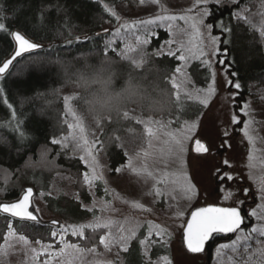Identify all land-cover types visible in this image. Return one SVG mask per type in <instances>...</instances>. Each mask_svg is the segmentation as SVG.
I'll return each instance as SVG.
<instances>
[{"label": "trees", "instance_id": "1", "mask_svg": "<svg viewBox=\"0 0 264 264\" xmlns=\"http://www.w3.org/2000/svg\"><path fill=\"white\" fill-rule=\"evenodd\" d=\"M256 0L211 4L207 23L218 37L217 57L223 60L235 89V103L243 105L264 93V44L256 29L235 20L239 5ZM132 0H0V65L14 52L11 32L17 30L42 48L20 59L5 77H0V200L17 199L24 186L41 193L45 209L67 224H80L95 216L83 207L92 202L85 183L86 168L81 161L53 144L67 132L63 118L62 90L74 91V106L88 121L97 123L100 140L111 175L123 166L126 156L118 144L120 137L139 133L142 128L131 115L168 120L174 127L200 116L203 107L195 102L178 100L171 77L178 67L172 56H158L157 50L167 40L158 31L150 39L145 57L139 61L108 50L106 35H95L107 24H115L109 8L130 4ZM116 44V50L119 49ZM189 73L199 88L210 81L209 70L199 63ZM233 73H236L234 76ZM11 105V107H9ZM21 132L25 135L21 137ZM59 190L48 195L53 183ZM104 186L97 182L94 194L104 198ZM105 198H107L105 196ZM9 223L17 235L41 244L54 242L56 230L17 222L0 216V246L5 242ZM247 227L244 229H248ZM103 229L85 230V238L67 237L66 241L90 250L101 247ZM232 238V237H231ZM215 238L211 248L220 241ZM139 239L123 252L122 264H144ZM159 248V247H158ZM154 248L152 256L168 251ZM210 255L206 253L209 264Z\"/></svg>", "mask_w": 264, "mask_h": 264}, {"label": "rangeland", "instance_id": "2", "mask_svg": "<svg viewBox=\"0 0 264 264\" xmlns=\"http://www.w3.org/2000/svg\"><path fill=\"white\" fill-rule=\"evenodd\" d=\"M234 3L233 0H209L207 5L197 4L196 0H132L130 4H123L119 7L108 8L112 13L115 24H107L103 29H110L107 35L105 45L108 50L115 51L119 56L141 61L145 57V50L150 39L156 37L158 31L167 33V40L163 42L157 50L158 56H170L173 52L176 57L180 55L178 51L180 44L187 45L190 39L188 25L184 20L176 19L171 22L149 25L146 30L142 24H134L137 21L154 19L157 15L163 16H197L203 8L209 9L212 4L222 2ZM239 0H236V2ZM235 2V3H236ZM191 9V12H189ZM209 12V10H208ZM204 17V25L201 26V47L206 53L204 57L197 60L195 58L187 62L183 74L176 73L171 77L172 87L175 89V98L184 99L188 102L200 104L199 99L203 98V92H197V89H207L209 84L214 86V93L208 97V104L203 107L200 116L189 123L195 121L196 129L190 133L191 139L185 142L186 151L183 153L168 151V145L165 143L168 137L165 132L179 134L184 122L178 127H174L168 120L153 119L152 117H143L140 115H131L142 130L139 133L127 134L120 137L118 144L126 156V162L119 167L121 170L111 175L108 169V163L104 153V146L100 140V129L97 123L88 121L84 115L74 106L73 99L77 94L72 90H62L61 99L63 103V118L67 128V133L63 137H68L71 131L70 124H76L77 119L82 122L85 128L87 139L95 146L93 153L96 157L98 167L97 174L103 177V180L94 181L89 185L92 195V202L83 205L85 209H93L95 216L87 219L80 224L93 222L96 218L102 223H112L111 237L120 235V228H123V235L128 236L131 231L136 235L127 241V250L134 240L139 239L140 252L144 264H164L167 258L171 264H208L206 254L191 256L183 247L182 232L190 213L196 208L206 205H218L223 207H236L243 209L246 227L243 233L240 231L228 241H220L212 247L209 264H264V255L256 252L261 247L257 240L264 242V237L257 233H250L252 226L264 224V220L258 221L255 217L248 215L250 211L256 209L259 204H264L259 197L260 184L264 180V93L258 94L255 99H248L245 104L235 103V87L229 83L225 69L222 67L217 57L219 39L213 43L212 28L209 30L207 18ZM235 20H241L250 24L253 29L258 31L264 44V0H256L251 5H239L238 10L233 14ZM168 23L173 25L169 30ZM119 29V31H117ZM155 33V35H152ZM139 38V40L137 39ZM147 40V43H141ZM172 41V43H167ZM119 44L116 50L115 45ZM132 49V51H129ZM208 60L209 63H203ZM178 67L184 65V62L178 60ZM199 63L206 67L210 73V81L205 88H199L193 84L189 73L191 65ZM179 85L174 87L173 83ZM186 93H191L192 99H189ZM65 97L69 100L66 101ZM71 108V113L68 109ZM75 114V116L72 115ZM236 117L237 123H233V117ZM152 121L149 124L148 121ZM159 121L157 125L155 122ZM248 123V132L254 138V143H250L245 136V123ZM152 127L155 135L149 136L146 128ZM61 137L59 140H61ZM199 139L208 147L207 153L198 154L194 151L195 140ZM59 146L63 149H69L70 153L80 160L83 154L74 151V145L69 140L68 147ZM253 151L252 167H249V153ZM148 155H145V153ZM129 158L138 172H133L132 168L127 167ZM81 161V160H80ZM86 168L85 173L91 170L84 162H80ZM152 173L149 177L144 169ZM186 172L189 180L195 186L191 198L185 193L179 183L173 184L172 181L177 175ZM84 173V175H85ZM231 176L229 180L227 177ZM223 177V179H221ZM161 181H167L161 183ZM101 182L104 186L103 192L107 198H98L94 194L95 184ZM60 183L57 181L51 186L48 195H54L59 190ZM154 189H158L161 195H157ZM247 189V195L245 194ZM42 193L36 196L35 206L38 209L40 217L45 220L59 218L46 211L42 201ZM227 197V198H226ZM139 203L143 208H135L133 205ZM259 214V210L257 209ZM179 213H183L179 216ZM149 223L159 225L161 229L166 230V234L159 236L156 229H152V236H148ZM66 222L63 226L67 232L63 234L61 242L60 229L54 231L57 233L53 243L37 244L28 241L25 243L20 240V235L9 230L5 242L0 246V264H122L123 245L119 243L110 244L109 248L101 245L100 248L85 250L66 248L64 253L60 249L65 244H72L66 241L67 237L79 238L71 235V228ZM105 231L103 235H109V229L101 228ZM86 230V229H85ZM91 230V229H90ZM14 233V234H13ZM252 236L251 241L244 240L238 246V251L233 252L231 248L222 249L217 255L216 249L220 244H230L236 236ZM144 243H141V241ZM245 246H250L251 251L245 252ZM159 247V248H158ZM164 249L167 254L152 256V251ZM147 253V255H145ZM253 260L249 261L248 257Z\"/></svg>", "mask_w": 264, "mask_h": 264}, {"label": "snow or ice", "instance_id": "3", "mask_svg": "<svg viewBox=\"0 0 264 264\" xmlns=\"http://www.w3.org/2000/svg\"><path fill=\"white\" fill-rule=\"evenodd\" d=\"M155 2V0H153ZM217 3L220 2V0H216ZM235 3L236 0H233ZM197 4H203L207 5L209 3V0H196ZM189 12H191V9H189ZM209 15L208 9L205 7L197 16H163V15H157L154 19L144 20V21H137L134 22V24H142L145 29H148L149 25H155L157 22L164 23V22H171L176 19L184 20L185 23L188 25V30L190 32V39L187 42V45L184 43L180 44V47L178 51L180 52V55L176 56V59L179 61L184 62V65L181 67H177L175 69L176 73L183 74L184 67H186L187 62L193 58L199 60L202 57L206 55V53L203 51V48L201 47V26L204 25V17ZM169 30L172 29L173 25L171 23H168ZM207 29H211L212 25L208 24L205 26ZM0 30H6V25L4 23H0ZM119 31V29H117ZM152 35H155V33H152ZM264 35V33H262ZM11 36L14 38L16 49L14 56L12 59L8 60L3 64V66H0V74L5 73V71L9 68V65L12 63V60H14L16 57L21 56L22 53L29 52L31 50L38 49L42 47L41 45H38L37 43L31 42L29 39H26L24 35H21L18 31H12ZM139 40V38H137ZM216 39L213 38V43H215ZM141 43H147V40L142 41ZM167 43H172V41H168ZM129 51H132V49H129ZM170 56H175L176 54L173 52H169ZM203 63L208 64V60H204ZM221 64L224 63L223 60L220 61ZM227 71V70H226ZM235 76L236 73H233ZM231 84V81H229ZM174 87H179L174 81L173 83ZM233 87L236 89H239L241 87L239 82H236L235 84H232ZM197 92H203V98L199 99L200 104L204 105L205 107L208 104V97L213 95L215 89L212 84H209L207 89H197ZM189 97V99H192L191 93H186ZM177 99H179V96H177ZM69 100L68 97H65L66 101V107H67V101ZM11 107V105H9ZM68 111L71 113V108L68 109ZM73 116H75L74 113H72ZM233 123H237V119L234 116L232 119ZM149 124H152L153 122L150 120L148 121ZM157 125L160 123L159 121L155 122ZM197 125L196 122L193 121L189 123L188 121H185L182 125L181 131L179 134L173 133V132H165V135L168 137V140L165 141V143L168 145V151L170 153L179 152L183 153L186 151L185 149V142L190 140L192 137L189 135L190 133H193L196 129ZM69 129H76L77 131H71L69 133L68 137H63L61 140L53 139L51 143L53 144H61L63 147H68V141L70 140L74 145V151H79L83 153L80 156V160L84 162L87 167L91 170L90 173H85L84 180L85 183L92 185L94 181L103 180V177L99 174H97L96 169L98 167L96 157L93 153L94 144L90 142L86 135H85V128L77 119L76 124H70ZM248 123H245V130L244 134L249 139L250 143H254V138L249 134L248 132ZM146 131L148 132L149 136H154L155 132L152 127L146 128ZM25 134L21 132V137H23ZM194 151L198 154L201 153H207L209 151L208 147L205 145V143H202L201 140L196 139L195 140V146ZM253 151L254 149L250 150L249 153V167H252L251 161L253 160ZM145 155H148L146 152ZM127 167L132 168L133 172H138V170L133 166L131 158H129ZM121 169L117 168L116 171L119 172ZM145 173L151 177L152 173L148 172L147 169H144ZM229 180L232 179L231 176L227 177ZM223 179V177L221 178ZM167 181H161V183H166ZM173 184L179 183L181 185L182 190L189 194L187 198H191V195L194 190L195 186L191 183V181L188 178V175L186 172L181 173L176 176V178L172 181ZM157 195H161L160 191L158 189H154ZM245 194L247 195V189L244 190ZM260 199L264 201V180L261 181L260 184ZM33 195L32 188H28L24 191L23 195L16 200L15 202L11 203H0V213H5L10 215L14 218H19L22 221H37V216L33 214L32 211H29V207L31 204V198ZM227 198V197H226ZM135 208H143V205L139 203H135L133 205ZM257 209L259 210V214L257 212ZM37 211H39L37 209ZM88 211H93V209H88ZM179 216H182L183 213H179ZM249 216L255 217L258 221L264 220V204H259L256 206V209H253L248 213ZM244 221V217L241 215V210L236 207H220V206H208V207H199L196 208L194 211L191 212V216L186 221V227L183 228V241L184 244L190 253H201L205 250V244L207 241L210 240V238L213 237L214 234H229V233H236L238 230H241V224ZM55 224L56 222L53 221ZM9 230L12 229V224L9 223L8 225ZM69 228H71V235L77 236L80 239L85 238V229H91L93 232H95L97 229L101 228H107L109 229V235H101L99 237V243L101 245H104L105 248H109L110 244L112 243H119L123 245V251H127V241L132 239L136 235L135 231H131L128 236H124L123 228H120V235H118L115 238L111 237V228L112 223H102L100 222L99 218H96L93 222L87 223V224H73L68 225ZM156 229V234L159 236H163L166 234V230L161 229L159 225H152L149 223V231L148 236H152V229ZM250 233H257L260 237H264V224H261L259 226H252L249 230ZM67 232V229L65 226H60V234H61V242H63V234ZM243 233V230H241ZM14 234V233H13ZM53 237L57 236L56 232L52 233ZM20 240L27 243V240L23 235H21ZM252 236H244L243 234L236 236V238L231 241L230 244H220L217 249L216 253L219 255L221 253L222 249H228L231 248L233 252L238 251V246L241 244L242 241L248 240L251 241ZM35 243L40 244V240H36ZM141 243H144L142 240ZM257 244H261V247L256 249L257 253H260L261 255H264V242L261 240H257ZM78 249L79 246L77 244H65L64 248L60 249V253H64L65 249ZM93 251L95 249H92ZM245 252L251 251L250 246H245L244 248ZM147 255V253H145ZM164 259V264H171L167 258ZM249 261L253 260L252 256L248 257ZM45 264H48V261H45Z\"/></svg>", "mask_w": 264, "mask_h": 264}, {"label": "water", "instance_id": "4", "mask_svg": "<svg viewBox=\"0 0 264 264\" xmlns=\"http://www.w3.org/2000/svg\"><path fill=\"white\" fill-rule=\"evenodd\" d=\"M14 31H17V30H14ZM18 32H19V31H18ZM110 32H111L110 29H102V30H100L99 32H97L95 35H96V36H97V35H98V36H99V35L102 36V35L109 34ZM19 33H20L21 35H24V34L21 33V32H19ZM24 36H25V35H24ZM25 38L28 39L26 36H25ZM11 39H12V41H13V43H14V46H15V49H16V44H15L14 38H13L12 36H11ZM30 41H31V40H30ZM31 42H32V41H31ZM41 48H42V47H40V48H38V49H35V50H31V51L26 52V53H22L21 56L16 57L14 60H12V63L9 65V68L5 71V73L0 74V77H1V78H2V77H5V76L9 73V71L12 69V67H13V66H14V65H15L20 59H22V58H24V57H26V56H29V55H31V54H33V53L39 51ZM15 49L13 50L14 52H13L12 55L9 57V59H6L5 61H3V63H2L0 66H3V64H4L5 62H7L8 60L12 59V57L14 56V53H15ZM194 146H195V143H194ZM194 146H193V147H194ZM28 188H32V190H33V195H32V198H31V204H30V207H29V211H32L33 214L37 216V218H38L37 221H22V220H20L19 218L11 217L10 215L5 214V213H0V216H3V217H5V218H8V219L13 220V221H16V220H17V222H24V223L34 224V225L41 226V227H49V228L54 229V230L58 229V228L62 225V222H61L60 220H56V219L45 220V219H43L42 217H40V215H39V213H38V211H37V209H36V206H35V199H36V195H37V193H36V190H35L32 186H24V187L21 189L19 196H17V197H18L17 199L15 198V200H12V201L0 200V203H11V202H15L16 200H18V199L23 195L24 191L27 190ZM208 206H214V205H206V206H203V207H208ZM215 206H218V205H215ZM220 207H223V206H220ZM240 210H241V215H242V217H244L243 214H242L243 209H240ZM193 211H194V210H193ZM190 216H191V213H190L188 219L190 218ZM246 218H247V217H246V215H245V217H244V221H243V223L241 224V230H243L244 228H246V223H245ZM53 221H55L56 223L54 224ZM185 227H186V224H185ZM238 231H240V230H238ZM238 231H237V232H238ZM237 232H236V233H229V234H214L213 237L210 238V240L206 242V244H205V250H204L203 252H201V253H190V252H188V250H187V248H186V246H185V244H184L183 238H182V241H183V247H184V249H185V252H187V253H188L189 255H191V256H199V255H203V254H206V253H207V254H211V250H212V248H211V244H212V242H213V240H214L215 238H220V239L231 238V237H234V236L237 234ZM182 236H183V232H182Z\"/></svg>", "mask_w": 264, "mask_h": 264}, {"label": "flooded vegetation", "instance_id": "5", "mask_svg": "<svg viewBox=\"0 0 264 264\" xmlns=\"http://www.w3.org/2000/svg\"><path fill=\"white\" fill-rule=\"evenodd\" d=\"M243 216L245 217L244 213L242 212ZM247 219V218H246Z\"/></svg>", "mask_w": 264, "mask_h": 264}]
</instances>
